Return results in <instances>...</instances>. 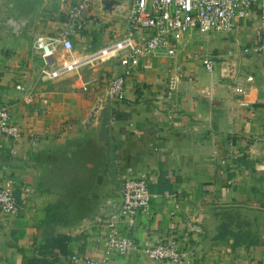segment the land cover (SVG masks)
<instances>
[{"label":"crops","instance_id":"obj_1","mask_svg":"<svg viewBox=\"0 0 264 264\" xmlns=\"http://www.w3.org/2000/svg\"><path fill=\"white\" fill-rule=\"evenodd\" d=\"M102 1L90 0L79 17L80 28L69 34L73 58L82 63L55 79L40 74L42 62L32 40L0 33V103L21 132L37 138L32 147L0 135V186L12 187L18 209L14 216L0 213V264H26L37 257L43 222L44 230L70 237L65 255L48 254L55 264L73 253L102 257L109 200L55 188L53 181H65L70 173L63 167L46 174L36 150L77 134L111 75H123L124 84L123 99L109 104L111 112H118L107 128L110 172L117 187L129 175L146 178L153 195L147 212L137 213L131 224L123 218L117 222L119 232L139 244L172 239L180 260L152 261L133 252L110 254L108 264H264V51L256 50L258 10L235 18L227 33L178 32L172 57L156 49L136 65L112 57L96 68L93 55L129 33L130 0ZM69 6L46 0L32 36L54 35ZM133 36L135 42L140 39ZM204 57L213 61L212 71L202 66ZM88 70L87 79L83 72ZM176 74L182 75L169 98L167 80ZM245 76H251L245 95L227 90V83L243 82ZM19 83L29 87L31 102L23 100ZM98 83L101 92L89 105L86 97ZM102 203L104 210H99ZM231 206L241 207L235 212L240 225H229L241 236L213 239L216 213Z\"/></svg>","mask_w":264,"mask_h":264},{"label":"built area","instance_id":"obj_2","mask_svg":"<svg viewBox=\"0 0 264 264\" xmlns=\"http://www.w3.org/2000/svg\"><path fill=\"white\" fill-rule=\"evenodd\" d=\"M57 1L62 4L70 3L66 19L54 35L36 34L32 39V49L37 52L42 62L40 74L47 80L73 72L82 63L81 60L73 58L69 34L73 28H80L83 22L79 17L90 2V0ZM253 7L258 10L256 50L263 52L264 0H130L126 13L128 35L103 47L92 58L109 55L117 58L122 65L132 66L138 63L140 57L150 56L156 49L172 57L176 48L173 36L178 32L194 29L199 33L208 31L227 33L233 28L234 19L247 17ZM133 34L140 36V39L135 42ZM57 59L59 65L55 67ZM201 64L205 70H213L214 63L211 58H202ZM181 75L168 77L165 89L167 97L170 98L172 95ZM185 80L192 81V76L186 75ZM250 80L251 76H245L243 82L227 83L226 88L232 94L245 95L246 84ZM123 84V75L108 77L106 89L109 104L123 99ZM17 87L23 92V100L26 103L31 102L29 87L25 83H19ZM110 116L111 113L108 125L112 122ZM0 135L12 142L25 140L32 147L37 140L32 132L23 133L10 121L8 108L1 103ZM148 184V180L142 176L129 175L119 181L118 189L122 201L121 205L109 212L104 220L107 231L102 238L103 255L100 259L86 258L73 253L60 264H108L107 258L110 254L123 256L133 252L152 261L179 262L180 253L172 239L164 238L156 243L139 244L119 232L117 222L120 219L123 218L131 224L137 213L147 212L153 197ZM17 210L12 187L0 186V213L14 216Z\"/></svg>","mask_w":264,"mask_h":264},{"label":"water","instance_id":"obj_3","mask_svg":"<svg viewBox=\"0 0 264 264\" xmlns=\"http://www.w3.org/2000/svg\"><path fill=\"white\" fill-rule=\"evenodd\" d=\"M46 0H0V33L4 38L32 40V32ZM114 0H103L107 4ZM111 113L106 86L92 101L80 121V131L62 144L37 151V159L46 174L67 168L70 178L55 179L53 186L65 192L102 194L109 200L106 208L115 210L121 205V194L110 172V143L107 136ZM100 203V202H99ZM104 203L99 210H104ZM240 208L239 206H235Z\"/></svg>","mask_w":264,"mask_h":264},{"label":"trees","instance_id":"obj_4","mask_svg":"<svg viewBox=\"0 0 264 264\" xmlns=\"http://www.w3.org/2000/svg\"><path fill=\"white\" fill-rule=\"evenodd\" d=\"M118 112L112 111L110 119L112 122L116 121V115ZM240 208L235 206L220 208L216 215L220 216L219 221L215 227V234L213 239L221 240L226 237H234L236 234L240 237L239 232L235 233L231 228L230 224L235 226L240 225L239 220H235ZM41 230H39V235H41V242L36 247L37 257H32L26 261V264H55L57 260L49 259L48 254L54 252L59 255H65L67 253L66 245L70 240L67 234L57 233L54 234L53 231L44 230V224L42 223ZM59 263V262H58Z\"/></svg>","mask_w":264,"mask_h":264},{"label":"rangeland","instance_id":"obj_5","mask_svg":"<svg viewBox=\"0 0 264 264\" xmlns=\"http://www.w3.org/2000/svg\"><path fill=\"white\" fill-rule=\"evenodd\" d=\"M110 58H112V57H110L109 55H104V56H99V57H96V58H93V59H95V60H93V63H91V64H94L93 66H97L96 68H98V65H100V64H104V63H101V62H104V61H106V60H108V59H110ZM90 74H91V72L88 70V71H86V72H83V76L85 77V78H89L90 77ZM73 78H75V76L73 77ZM100 82V81H99ZM101 83V82H100ZM101 89H102V86L98 83L97 84V89H96V91L91 95V97H86V99H87V101L89 102V105L91 104V101L93 100V95L95 94V93H97V94H99L100 92H101ZM81 90V89H80ZM83 92H84V90H83Z\"/></svg>","mask_w":264,"mask_h":264}]
</instances>
